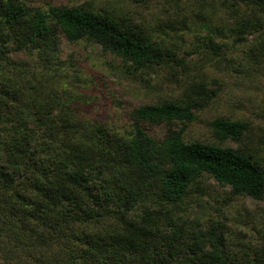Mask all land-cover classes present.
Segmentation results:
<instances>
[{"label":"trees","instance_id":"16d2710c","mask_svg":"<svg viewBox=\"0 0 264 264\" xmlns=\"http://www.w3.org/2000/svg\"><path fill=\"white\" fill-rule=\"evenodd\" d=\"M186 1L191 17L205 14L196 23L207 38L195 53L215 59L221 46L255 35L240 68L264 75V0ZM220 8L223 22L214 18ZM168 15L154 29L112 12L0 0V264H264V243L233 251L225 233L178 224L205 176L236 196L264 198V143L247 149L253 129L246 121L211 122L219 140L238 148L188 143L172 128L162 137L148 131L197 120L206 93L199 75L186 98L135 108L133 130L119 133L82 119L72 99L48 90L11 55H37L45 73L58 65L66 39L100 45L134 73L173 68L182 60L168 29L180 34L192 24L177 8Z\"/></svg>","mask_w":264,"mask_h":264},{"label":"rangeland","instance_id":"374dc122","mask_svg":"<svg viewBox=\"0 0 264 264\" xmlns=\"http://www.w3.org/2000/svg\"><path fill=\"white\" fill-rule=\"evenodd\" d=\"M21 1L47 11L58 6L112 12L154 29L156 24L170 18L169 7L171 10L177 8L180 17H185L192 25L180 34L168 29V42L175 46L177 56L182 60L173 68L134 73L127 69L121 57L104 52L100 45L70 43L66 39H62L58 65L51 71L45 69V73L41 71L45 67L37 55L18 50H13L11 55L35 70L48 90L63 93L72 99L73 110L82 119L106 124L119 133L133 130L131 112L135 108L186 98L190 79L199 75L204 81L206 93L202 94L204 98L200 102L204 108L196 112L197 120L177 122L169 127H149L151 135L162 137L172 128L181 132L188 143L200 141L222 147H242L232 140H219L211 126V122L217 119L228 118L251 125L253 134L247 140V149L252 150L258 143H264V75H248L240 68L242 52L256 42L255 35L248 36L235 47L232 43L221 46L218 57L210 60L212 55L205 57L193 51L207 38L201 23H196L202 22L205 14L201 13L199 19L191 17L186 0H182L180 6H171L173 0ZM206 9L209 7L206 6ZM215 17L223 22L221 8L216 10ZM216 43L220 42L216 40ZM177 221L179 226L191 231L225 233L230 250L250 249L264 243V198L255 200L236 196L230 186L205 176L190 190L186 207Z\"/></svg>","mask_w":264,"mask_h":264}]
</instances>
